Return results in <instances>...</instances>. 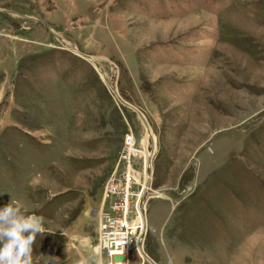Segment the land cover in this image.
<instances>
[{
	"label": "rangeland",
	"instance_id": "obj_1",
	"mask_svg": "<svg viewBox=\"0 0 264 264\" xmlns=\"http://www.w3.org/2000/svg\"><path fill=\"white\" fill-rule=\"evenodd\" d=\"M126 134L135 226L105 264H151L145 221L158 264H264V0H0V207L44 217L33 264L97 247Z\"/></svg>",
	"mask_w": 264,
	"mask_h": 264
},
{
	"label": "built area",
	"instance_id": "obj_2",
	"mask_svg": "<svg viewBox=\"0 0 264 264\" xmlns=\"http://www.w3.org/2000/svg\"><path fill=\"white\" fill-rule=\"evenodd\" d=\"M132 146H134L133 137L126 134L123 149L116 163V169L123 163L119 172L120 181H115L116 171L112 172L104 184L100 203L94 207V212L98 217L96 246L102 249V255L111 258L124 257L129 251L133 236L134 222L131 223L130 197L133 184L139 180L136 175L138 170L134 169L132 160L134 151ZM107 201L109 208H106Z\"/></svg>",
	"mask_w": 264,
	"mask_h": 264
},
{
	"label": "clouds",
	"instance_id": "obj_3",
	"mask_svg": "<svg viewBox=\"0 0 264 264\" xmlns=\"http://www.w3.org/2000/svg\"><path fill=\"white\" fill-rule=\"evenodd\" d=\"M46 231L43 216L30 213L22 201L12 198L7 205L0 207V264H33L36 237ZM83 243L91 247L88 241ZM77 264H105L102 249L91 247L90 256H82ZM116 264L121 262L116 261ZM167 264H173L171 257Z\"/></svg>",
	"mask_w": 264,
	"mask_h": 264
},
{
	"label": "water",
	"instance_id": "obj_4",
	"mask_svg": "<svg viewBox=\"0 0 264 264\" xmlns=\"http://www.w3.org/2000/svg\"><path fill=\"white\" fill-rule=\"evenodd\" d=\"M48 25V24H47ZM49 27V25H48ZM60 40L62 39V37H58ZM81 55H83L84 57H87V58H90V59H94V56H92L91 54H87V53H83L81 52ZM96 67H98L100 69V71H102V73H104V70L102 69V67L98 64V62H96ZM107 83H109V81H107ZM116 97L125 105L131 107L134 111L137 112V114L139 115V117L141 118V120L143 121V123L146 125L147 128H149V124H148V121L146 119V117L144 116V114L142 113V111L137 108L135 105L131 104L130 102L126 101L124 98H122V96L117 93L116 94ZM148 158L150 159V154H148ZM146 195H150V192H147ZM145 199L141 198L138 202V205L141 206L142 202L144 201ZM144 232H145V229L142 230L140 232V235H139V239H138V248L141 249V251L143 252L144 256L146 257V259H148L152 264H158L156 261H154L144 250H143V247H142V240H143V236H144Z\"/></svg>",
	"mask_w": 264,
	"mask_h": 264
},
{
	"label": "bare ground",
	"instance_id": "obj_5",
	"mask_svg": "<svg viewBox=\"0 0 264 264\" xmlns=\"http://www.w3.org/2000/svg\"><path fill=\"white\" fill-rule=\"evenodd\" d=\"M61 40H63V39H61ZM75 50H76V52L80 53L76 48H75ZM80 54H81V53H80ZM86 59H88V60H92V59L87 58V57H86ZM114 92H115V94H117V93H116V92H117L116 89H115ZM144 116H145V115H144ZM146 128H147V127H146ZM147 131L150 132V133L153 135V133H152L150 127L147 128ZM153 136H154V135H153ZM132 148H133V146H132ZM132 150H133V149H132ZM151 151H152V150H151ZM151 151H150V153H152ZM151 157H152V156L150 155V159H149V162H148V166H149V168L151 167ZM148 185H149V180H148V182H147V186H148ZM145 190H146V189H145ZM146 191H147V190H146ZM145 194H146V192L144 193V196H145ZM143 198H144V197H143ZM143 198H142V199H143ZM145 203H146V200H144V201L142 202L141 206H140V211H139V215H140V216H141V213L144 212L143 209H144ZM136 207H137V206H136ZM142 210H143V211H142ZM144 214H145V213H144ZM145 217H146V216H145ZM133 225H134V224H133ZM134 226H135V225H134ZM144 229H146V221H145V224H144V228H143V230H144ZM140 250H141V249H140ZM143 250H144V248H143ZM144 251H145V250H144ZM141 252H142V251H141ZM142 254H143V252H142ZM143 255H144V254H143ZM127 257H128V255L125 257L126 260L124 261V264H128V262H129V260H128ZM144 257H145V256H144ZM145 258H146V257H145ZM153 260H154V259H153ZM151 264H152V263H151Z\"/></svg>",
	"mask_w": 264,
	"mask_h": 264
}]
</instances>
